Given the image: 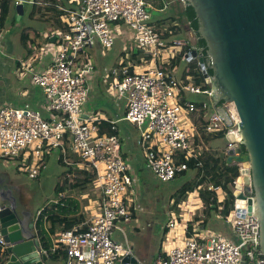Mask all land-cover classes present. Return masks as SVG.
Masks as SVG:
<instances>
[{
	"label": "built area",
	"instance_id": "obj_1",
	"mask_svg": "<svg viewBox=\"0 0 264 264\" xmlns=\"http://www.w3.org/2000/svg\"><path fill=\"white\" fill-rule=\"evenodd\" d=\"M175 1L183 2L78 0L79 9L62 11L64 29L57 35V51L52 63L37 71L30 57L17 66L18 75L29 74L32 85L41 89L46 109L52 116L45 119L28 106L0 107V159L15 162L20 172L35 179L46 152L64 154L66 143L81 160L80 168L85 166L91 170L92 185L101 193L94 203L97 213L83 225L75 224L52 238L50 251H62L64 264H115L123 256L132 254L128 245L112 238L116 222L130 223L138 208L137 203L127 197L132 193L133 179L121 156L120 139L114 123L110 124L109 133H105L101 132L103 123L99 115H82L88 98L87 74L91 67L86 58L81 63L79 56L95 42L102 50H108L122 33V27H126L135 50L146 55V60L140 58V64L129 63L126 55L125 63L116 70L113 89L114 96L125 103L122 120L141 129L144 167L158 181L174 180L177 174L188 169L191 160L196 168L202 167L198 160L202 148L189 140L185 128L178 123L179 115L191 116L194 125L188 124L192 127L196 124L195 118H200L203 127L197 129L213 138L226 139L231 133L236 140L240 139L233 112L223 103L217 106L226 111L231 121V126H226L213 107L211 86L204 88L195 84V76L188 73L191 42L177 37L178 30L152 21L153 12H163ZM181 63L186 65L178 71ZM237 147L226 141L225 150ZM234 184V203L228 214L231 222H225L232 238L214 230H200V224L192 226L194 232L188 235V227L194 221L189 206L199 198L195 190L188 194L186 203L185 217H192L180 218L183 228L178 235L180 224L172 214L165 229L167 233L172 232L174 238L153 264H264L256 216L248 213V198L238 200L234 195L237 191ZM200 188L203 187L197 189ZM208 190L219 201L223 199L220 187L210 185ZM62 197L60 193L59 199ZM41 211H37L35 217L38 218ZM217 217L222 219L219 214ZM6 249L0 224V258L4 257ZM40 252L47 256L46 251L40 249Z\"/></svg>",
	"mask_w": 264,
	"mask_h": 264
},
{
	"label": "crops",
	"instance_id": "obj_2",
	"mask_svg": "<svg viewBox=\"0 0 264 264\" xmlns=\"http://www.w3.org/2000/svg\"><path fill=\"white\" fill-rule=\"evenodd\" d=\"M15 1L18 2V5H22V9L18 14V20L21 21L24 19L26 24L21 26L22 28L18 36L17 33L8 36L4 31V23L11 10V3L13 2V5L15 7L17 6ZM77 1L78 0H10L8 12L1 24L0 107L22 108L28 106L32 110L40 112L43 118L48 120L51 118L52 114L46 109L45 98L41 89L32 85L29 74L18 75L16 69L20 62L30 57H33V69L37 71L43 70L52 63L57 51V35L64 29L62 24V11L64 12L65 9H79L80 4ZM25 3H27L28 9H25ZM171 6L174 8L173 15L176 20L175 23L182 24L183 36H185L183 39L189 40L193 46L195 42L194 35L186 27L184 21L178 14L183 10L186 4L184 1H175ZM154 22L163 24L164 20L162 18H157ZM181 33V31H177L176 36L182 38L180 35ZM130 38L131 33L126 27H122L121 35H118L115 39L116 50L119 51L123 43V49L126 47V52L128 54L133 46ZM93 46H95L97 50L103 52L98 43H94L92 47ZM101 51L100 54L94 55L96 67L94 66L93 73L91 72L89 78H87L89 92L87 101L82 107V115L83 117L93 114L99 115L103 123L100 127L101 132L109 133V126L111 123H114L115 133L121 142L122 159L127 164L129 175L133 179L130 198L138 205L130 223H116L112 231V238L124 246L128 245L132 251V255L143 264H153L161 253L164 254L167 244L174 238L173 233H167V229H165V225L172 214H177L175 217H177L178 223L180 224L178 229L180 232L178 235H181V230L183 228L180 218H191L193 215L194 219L199 218L200 220L197 222L193 221L190 224L192 233L194 232V227L192 230V226L201 224L199 227L200 230L207 229L206 227L209 226L208 229L215 230L232 238L229 225L225 223L224 226L220 223L221 219L218 218L216 214L212 217L208 215V221L205 222L206 226L204 227L202 225L204 218H201L203 217V209L199 198H196L189 206L190 214L192 215L185 217L187 200L180 204L176 211L170 210L173 203L172 196L175 195L178 190L175 192L163 191L160 189V184L162 183H160L151 172L145 169L141 143V129L122 120L125 112L124 100L107 92L108 86L110 83H114L115 78L109 79V77V81H105L104 78L107 79V77L104 75V71L109 65L110 59L107 52L101 54ZM105 57H107V60ZM83 61H85V59L81 60V63ZM113 62L114 59L112 60V63ZM193 100L199 99L193 98ZM193 139L196 146L202 148V150L199 151L201 155L207 152H220L217 151L216 148L212 149L211 147L214 143L213 141L217 138H213V140L205 138L197 127ZM222 142L225 146L226 139H222ZM203 149L206 151L204 152ZM52 152L53 151H47L45 155L49 158ZM59 152L62 155V152ZM65 159L67 158L65 157ZM67 164L73 168L79 166L78 163L77 165L76 163H72L75 164V166L69 163ZM80 166L78 168H80ZM43 168L44 166L42 169ZM197 172L198 168L195 167L181 177H188L194 181ZM63 179L64 178H62V180ZM176 179L177 177L174 180ZM68 185L69 184H65L60 193L63 197L71 198L78 204L77 211L73 215L75 219L74 225H83L91 216L97 213L94 203L99 200L101 193L96 190L99 192V195L95 196L83 192L78 199L69 194L71 190L67 189ZM85 199H87V204L84 205L81 200ZM46 205L47 204L43 206ZM47 206L49 207V205ZM63 228V226L59 227L57 233L63 231ZM53 237H51L50 240H52ZM40 249H42L41 245ZM57 263L64 264L63 256H59V258L56 259L48 257L46 262V264ZM242 264L244 263L242 262Z\"/></svg>",
	"mask_w": 264,
	"mask_h": 264
},
{
	"label": "water",
	"instance_id": "obj_3",
	"mask_svg": "<svg viewBox=\"0 0 264 264\" xmlns=\"http://www.w3.org/2000/svg\"><path fill=\"white\" fill-rule=\"evenodd\" d=\"M183 1L193 8L198 35L206 44V59L193 47L189 61L197 58L205 83L213 89V107L225 125L230 127L231 121L217 107L220 103L233 112L237 123L240 139L230 133L226 141L238 147L225 150V155L227 163L239 169L234 195L238 200L248 198L247 210L256 216L259 250L264 255V0ZM16 9L19 14L22 5ZM6 201L0 190V202ZM25 222L15 206L0 204L1 235L7 247L3 264H46L48 257L40 252L35 224ZM118 264L143 263L128 254Z\"/></svg>",
	"mask_w": 264,
	"mask_h": 264
},
{
	"label": "trees",
	"instance_id": "obj_4",
	"mask_svg": "<svg viewBox=\"0 0 264 264\" xmlns=\"http://www.w3.org/2000/svg\"><path fill=\"white\" fill-rule=\"evenodd\" d=\"M9 4L10 0H0V24H2V21L4 20V17L8 12ZM178 14L179 17L184 21L186 27L192 32L195 37V44L193 46L196 49H199L202 53L203 58L206 59V44L204 40L200 39L198 35L199 26L193 8L189 5H186ZM180 25L182 27V24ZM128 56V61L132 64H140V58H143L144 60L147 59L146 55L142 51H136L133 46L132 49L129 50ZM206 70L208 76H211V69L207 67ZM188 73L195 76V84L200 85L204 88L208 87L203 79V76L200 72V67L197 63L188 65ZM195 123L198 124L197 127H203V123L200 118H195ZM202 135L209 140H213V137L205 134L203 130ZM64 146L65 153L58 157V163L69 167L68 175L64 177L62 182H59V188L57 189V192H62L64 185L69 184L67 186V189L78 190L80 193H83L89 186H92L94 175L90 172L91 170L85 166H82V168L70 167V165H68L67 163L79 164L81 160L71 152L66 143H64ZM239 147L242 153H244L243 147L241 145ZM65 157L67 159H65ZM47 159V155L42 157L41 166L46 163ZM198 160L202 163V167L198 169L196 179L191 183H187L186 185L180 187L176 194L172 196L173 203L170 207V210L176 211L177 207L187 200L188 194L197 190L203 206V217L201 218H204V221H202V225L205 227V222L208 221V215H211L212 217L215 214H219L222 219H224L232 210L234 203L232 187L234 181L239 176V169L237 165L227 163V157L225 156L223 150L214 153H203V155L198 156ZM195 167L196 166L194 161H188V169L183 173L177 174L176 177L178 178L183 176L186 172H188L190 169H194ZM72 174L73 181L71 182L69 179V175ZM210 185L220 187L222 189V191L224 192V197L221 201L217 199L214 193L208 190V187ZM199 186H202L203 188L197 189ZM219 206L221 207L220 209ZM77 208L78 204L73 199L68 197H62L57 203H50L49 207L43 206L42 208H40V210L42 211L37 218L35 228L36 234L40 241V245L42 249L48 254L47 257L56 259L59 258V256H63L62 251L51 253L50 248L52 244L50 239L57 233V229L59 227L63 226L64 231L71 229L74 226L75 219L73 215L76 213ZM199 220V218H195L194 222H197ZM187 232L188 235L192 234L190 225ZM5 257L6 254L3 258H0V264L4 263V261L6 260ZM243 263L246 264L245 262Z\"/></svg>",
	"mask_w": 264,
	"mask_h": 264
},
{
	"label": "rangeland",
	"instance_id": "obj_5",
	"mask_svg": "<svg viewBox=\"0 0 264 264\" xmlns=\"http://www.w3.org/2000/svg\"><path fill=\"white\" fill-rule=\"evenodd\" d=\"M146 1L149 2L152 0H146ZM25 9H28L27 3H25ZM173 11H174V8L173 6L170 5L168 9H166L163 12H153L152 21L154 22L157 18H162L164 20L163 26L173 28L175 30H178L179 32L181 31L182 33L180 35L183 38L185 37L183 36L184 35L183 29L180 24L178 23L175 24L176 20H175V16L173 15L174 14ZM18 16L19 15H18L17 9L13 5V2H12L11 10L8 13L7 19L5 20V23H4V26H5L4 31L6 32L8 36L14 35L15 33H17V36H18L20 34L19 31L22 28L21 26L26 24L24 19H22L21 21L18 20ZM115 44L112 48L108 50H103V52L101 50H97L95 46H93L91 48L84 50L80 54L79 56L80 62L81 60L86 58L88 60V64L90 65L92 69L88 72L87 78H89V74L91 72L93 73L94 66L96 67L95 61H94V55L100 54V51H101V54H104V52H107L108 57L110 59V63L106 67V70L104 71V75H106L107 77V79L104 78L105 81L108 82L109 77H110L109 79L115 78V75L117 74L116 70H118L119 67H121L122 64L125 63L126 55H128L126 52V47L123 49V45H124L123 43L119 51L116 50ZM105 59L107 60V57H105ZM113 59H114V62L112 63ZM185 65L186 63H181L180 66L178 67V71H181V69H183ZM112 70H114L115 73H113ZM113 84H114L113 82L110 83V85L107 88V92L113 91L112 94L115 93L113 89ZM186 121H187V124H186ZM188 122L194 125L193 124L194 122L192 121L191 116L179 115V121H178L179 125L185 128L189 140H192V142L194 143V139L192 138V136L195 133L197 125L195 124L196 127L195 126L192 127L190 126V124H188ZM222 139H224V137H218L216 140H214L213 141L214 143L211 145L212 149L216 148L217 151H222V150L224 151L225 146L223 145ZM205 151L206 150H204V152ZM60 155L61 153L59 151H53L50 157L46 160L45 165L43 164L40 167V169H42V167L44 166V168L40 170L39 176L35 179H30L25 173L20 172V170L16 168L15 162L0 159V172L7 174L8 177L11 179V181L15 183L16 187L20 191L23 203L25 204V206H27L29 210L32 211V213H36L37 211H39L43 205L45 204L50 205V203L59 199L60 192L59 193L57 192V189L59 188L58 185H59V182L62 180V178L68 175L67 169L69 168L68 166H63L57 162V158ZM69 179L71 182L73 181V174L70 175ZM191 181L192 179L188 177H178L176 180H172L170 182H165V183L160 182V181L159 182L162 183L160 184V189H162L163 191L175 192L180 187L186 185L187 183H190ZM70 190L71 192L69 194L73 195V197L80 198L81 193L78 190H73V189H70ZM85 192H87L90 195H95V196L99 195V192L96 191L93 185L89 186ZM223 195L224 193L220 192V196L222 197ZM127 197H130V194H127ZM81 202L85 205L87 204V199L81 200ZM175 216H177V214ZM176 221H178L177 218H176ZM224 222L230 224L231 217L227 215V217L220 220V223H222L225 226ZM116 223L118 224V222ZM206 228L208 229L209 226H207ZM118 263H119V260L116 261L115 264H118Z\"/></svg>",
	"mask_w": 264,
	"mask_h": 264
},
{
	"label": "flooded vegetation",
	"instance_id": "obj_6",
	"mask_svg": "<svg viewBox=\"0 0 264 264\" xmlns=\"http://www.w3.org/2000/svg\"><path fill=\"white\" fill-rule=\"evenodd\" d=\"M194 40H195V37H194ZM194 63H198L197 58L191 59V61L189 62V64H194ZM0 181L2 182V184L0 185V190H3L4 196L7 198L6 202H0V204L6 205V206L10 204V205L15 206V210H16L18 217L26 220L25 224L27 223L28 225L29 223H32V222L36 224L37 217L35 216L37 212L32 213V211L29 210L27 206H25V204L23 203L20 191L16 187L15 183L11 181V179L8 177L7 174L1 173V172H0Z\"/></svg>",
	"mask_w": 264,
	"mask_h": 264
}]
</instances>
